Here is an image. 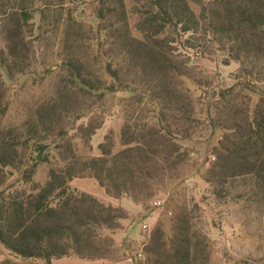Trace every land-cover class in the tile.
Wrapping results in <instances>:
<instances>
[{
    "label": "trees",
    "instance_id": "trees-1",
    "mask_svg": "<svg viewBox=\"0 0 264 264\" xmlns=\"http://www.w3.org/2000/svg\"><path fill=\"white\" fill-rule=\"evenodd\" d=\"M125 1L99 0L97 27L91 26L78 41L94 51V63L101 66L110 85L85 73L80 60L64 59L56 65L65 72L63 97L72 91L97 98L117 91L129 96L131 112L120 133V149L104 142L97 157L83 161L68 131L58 128L60 115L55 109L45 112L47 143L33 136L20 140L12 132L0 133V244L23 261L121 260L114 256L113 239L103 231L120 230L125 211L77 191L73 182L89 179L110 197L128 195L144 205L167 190V167L187 159L189 150L181 142L200 139L203 123L218 137V162L207 181L220 187L214 194L226 196L225 186L242 178L255 182L249 197H264V89L256 87L264 84V0H133V10L140 14L136 34L127 21L121 27L104 24L112 14L125 16ZM45 8L41 0H0V27L9 43L17 40L14 48L25 45L24 30L34 19L30 11H38L44 20ZM73 18L70 12L68 20ZM187 34L195 41L191 48L205 54L206 46L214 45V51L226 54V63L241 68V82L214 95L217 113L208 114L205 121L195 100L174 86L183 75L184 63H176L165 51ZM110 45L117 47L120 57H128L133 82H122V68L114 67L121 64L108 61L109 52L104 50ZM0 64L11 78L7 60ZM2 79L0 72L3 85ZM5 94L6 89H0V125L10 108ZM53 148L59 150L64 167L51 169L45 185L38 186L35 176L42 164L50 162ZM187 218L183 215L170 230L166 223L157 228L145 250L148 263H209L207 246L192 232Z\"/></svg>",
    "mask_w": 264,
    "mask_h": 264
},
{
    "label": "rangeland",
    "instance_id": "rangeland-1",
    "mask_svg": "<svg viewBox=\"0 0 264 264\" xmlns=\"http://www.w3.org/2000/svg\"><path fill=\"white\" fill-rule=\"evenodd\" d=\"M41 1L46 6V19L41 20L38 11H30L34 19L24 30L25 45L14 48L17 40H12L10 44L0 27V63L6 59L11 70L9 78L0 64L2 81L5 83L2 85L0 80V89H6V99L10 101L9 111L1 121L0 133L12 132L20 140L33 136L36 140L47 143L50 139L47 137L45 140L48 134L45 112L55 109L60 115L58 128L68 131V139H73L76 153L83 161L97 157L98 147L104 142L112 144L115 150L120 149V133L131 112L129 109L132 101L129 96L117 91L97 98L72 91L63 97L64 83L61 78L65 72L56 67L64 59L80 60L84 64L85 73L90 72L94 78L100 77L110 85L111 80L104 79L101 66L94 63V51L78 42L91 26L97 27V14L101 7L99 0ZM113 3L120 12L117 2ZM125 3V16L121 14L118 18L116 14H112L104 24L119 27L127 21L133 34H136L140 14L133 10V0H126ZM70 12L74 21L68 20ZM32 24L33 27H30ZM39 26L42 28L39 29ZM166 37L171 38L169 34ZM188 39L187 34L182 39L171 42L165 51L176 63H184L183 75L174 86L184 89L187 96L195 100L196 110L201 113V121H205L208 114L214 116L217 113L214 95L241 82V68L235 62L226 63V54L214 51V45L209 44L208 48L206 46L205 54H202L201 50L190 47L195 41ZM12 47L14 49L11 52ZM106 50L109 52L108 61L121 64L118 67L116 63L114 67L122 68V82H133L135 76L131 72L128 57H120L117 47L113 45L105 47L104 51ZM51 68V73L45 74ZM138 85L137 83L134 87ZM256 87L264 89V84H257ZM199 101L201 104L197 103ZM200 132L201 140L195 138L193 142H181L184 149L189 150V156L179 165L167 167V190H161L144 205L128 195L109 198L104 189L89 179L76 180L72 184L77 191L89 194L107 206L116 207L112 204L116 200L129 198L143 209V214L138 219H131L129 213L122 209L127 218L121 220L120 230L103 231L105 236L114 241L116 258L129 260L133 264H151L147 261L145 250L150 246L157 228L166 223L170 230L176 220L186 215L191 220L192 232L207 246L208 264H264V197H249L256 189L255 182L242 178L225 186L226 196L218 197L214 194L217 186L214 187L207 181L211 179V168L218 162L215 151L218 137L204 123ZM18 151L22 153L24 150L19 148ZM63 167L59 150L53 148L50 151V162L39 167L34 184L45 185L49 171ZM218 188L220 189H216ZM170 191L174 195H169ZM157 201L162 202L161 207L154 206ZM127 222L131 236L121 243L119 239ZM144 225L148 227L147 230L143 228ZM139 254H142V259L138 258ZM0 264L41 263L23 261L0 244ZM60 264L82 262L62 259Z\"/></svg>",
    "mask_w": 264,
    "mask_h": 264
},
{
    "label": "crops",
    "instance_id": "crops-1",
    "mask_svg": "<svg viewBox=\"0 0 264 264\" xmlns=\"http://www.w3.org/2000/svg\"><path fill=\"white\" fill-rule=\"evenodd\" d=\"M109 198H111V197H109ZM107 203H109V202H107ZM112 204H114L116 207L118 206V207L124 209L125 211H127L129 213L131 219H138L143 214V211H142L143 209L141 208V206L139 204H136L135 202H133L129 198H125V199L122 198L121 200H116V202H114ZM124 227L126 229L123 231V233H121V236H120V239H119V242H121V243L125 239H127V237H130L131 236L129 223L128 222L125 223ZM116 237H117V234L115 235V239H116ZM62 259L76 260V261L82 262V264H87V263H93V264H133V262H131L129 260H125V259H121L119 261H114V262L85 261V260H80V259H77V258H62ZM62 259L54 260L52 262V264H60V262L62 261Z\"/></svg>",
    "mask_w": 264,
    "mask_h": 264
},
{
    "label": "built area",
    "instance_id": "built-area-1",
    "mask_svg": "<svg viewBox=\"0 0 264 264\" xmlns=\"http://www.w3.org/2000/svg\"><path fill=\"white\" fill-rule=\"evenodd\" d=\"M204 95H206V94H204ZM154 206L161 207V206H162V202H161V201H157V202L154 203ZM143 228H144L145 230H147L148 227H147L146 225H144ZM138 258H139V259H140V258L142 259V258H143L142 254H139V255H138Z\"/></svg>",
    "mask_w": 264,
    "mask_h": 264
}]
</instances>
